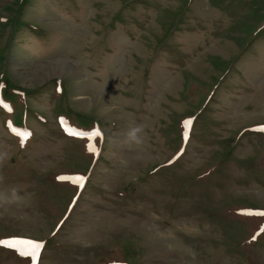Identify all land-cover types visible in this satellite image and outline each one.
<instances>
[{
    "label": "rangeland",
    "instance_id": "obj_1",
    "mask_svg": "<svg viewBox=\"0 0 264 264\" xmlns=\"http://www.w3.org/2000/svg\"><path fill=\"white\" fill-rule=\"evenodd\" d=\"M245 212H264V0H0V264H264Z\"/></svg>",
    "mask_w": 264,
    "mask_h": 264
},
{
    "label": "snow or ice",
    "instance_id": "obj_2",
    "mask_svg": "<svg viewBox=\"0 0 264 264\" xmlns=\"http://www.w3.org/2000/svg\"><path fill=\"white\" fill-rule=\"evenodd\" d=\"M11 111V109H9ZM192 121H188L186 124V128H191ZM72 135H83L82 133L73 132ZM22 138H26L30 136V133H18ZM90 140L95 141L97 138H102V133L97 130L92 133L89 137ZM88 150L90 153L94 155L99 154V148L95 143L89 145ZM61 179H70L71 183L77 185L78 188L83 189L86 186L87 179L85 177H74V178H61ZM246 216H262L264 217V212L260 213H252L245 212L242 213ZM264 232V228L261 229ZM256 237H253L255 239ZM5 247L10 249H15L21 257H30L33 261H38L41 255V251L44 249V245L39 242L31 241V240H15V241H6L4 242Z\"/></svg>",
    "mask_w": 264,
    "mask_h": 264
},
{
    "label": "clouds",
    "instance_id": "obj_3",
    "mask_svg": "<svg viewBox=\"0 0 264 264\" xmlns=\"http://www.w3.org/2000/svg\"><path fill=\"white\" fill-rule=\"evenodd\" d=\"M141 132L142 128L139 126L131 129L128 133V139L126 142L130 144L140 145L142 143V139L140 137Z\"/></svg>",
    "mask_w": 264,
    "mask_h": 264
},
{
    "label": "bare ground",
    "instance_id": "obj_4",
    "mask_svg": "<svg viewBox=\"0 0 264 264\" xmlns=\"http://www.w3.org/2000/svg\"><path fill=\"white\" fill-rule=\"evenodd\" d=\"M70 66V65H69ZM67 67V66H66ZM59 72V71H58ZM111 113V112H110ZM156 261V260H155ZM158 261V260H157Z\"/></svg>",
    "mask_w": 264,
    "mask_h": 264
}]
</instances>
